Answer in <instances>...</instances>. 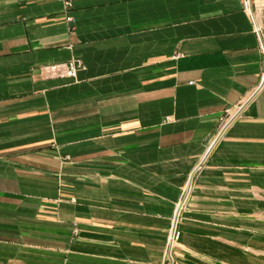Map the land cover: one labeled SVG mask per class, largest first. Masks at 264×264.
Listing matches in <instances>:
<instances>
[{
    "label": "crops",
    "instance_id": "0c3cea01",
    "mask_svg": "<svg viewBox=\"0 0 264 264\" xmlns=\"http://www.w3.org/2000/svg\"><path fill=\"white\" fill-rule=\"evenodd\" d=\"M189 182L174 264H264V32L239 0H0V264H164Z\"/></svg>",
    "mask_w": 264,
    "mask_h": 264
},
{
    "label": "built area",
    "instance_id": "2783aa9c",
    "mask_svg": "<svg viewBox=\"0 0 264 264\" xmlns=\"http://www.w3.org/2000/svg\"><path fill=\"white\" fill-rule=\"evenodd\" d=\"M242 10L249 15L253 31L258 38L264 32V2L255 3L254 0H239ZM82 67L79 60H69L67 62L53 63L44 66V74L47 77H72L76 76L78 69ZM191 185L190 182L185 185L180 193L179 199L174 208V214L169 227V235L167 238L165 251H164V264H174L172 250L176 243L179 242L180 231L178 222L181 212L184 210L187 200L190 195Z\"/></svg>",
    "mask_w": 264,
    "mask_h": 264
}]
</instances>
